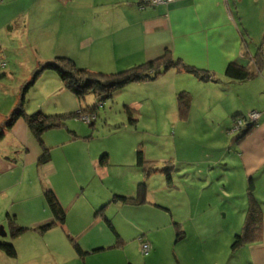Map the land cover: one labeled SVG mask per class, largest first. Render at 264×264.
<instances>
[{
	"label": "rangeland",
	"instance_id": "rangeland-1",
	"mask_svg": "<svg viewBox=\"0 0 264 264\" xmlns=\"http://www.w3.org/2000/svg\"><path fill=\"white\" fill-rule=\"evenodd\" d=\"M246 1L243 0V6ZM246 7L248 8V4ZM74 12H77V9L73 11L70 6H60L52 12L47 24L42 21L37 27L0 29L1 125L20 104L21 99L27 115L38 111L46 115L73 114L82 107L92 109L91 125L79 118L71 117L67 119L63 129L48 133L52 136L51 145L57 141L71 139V143L64 149L65 154L71 159L78 156L83 158L95 149L101 151L99 155L109 154L108 175L102 181L99 180L94 167L92 171L94 174L90 176L89 170H92V167L90 168L86 162H72L76 172L78 168H82L83 174L87 173L85 196L92 198L97 190L111 191L120 186H131L136 182L137 174H141L143 180L144 175H151V193L161 202H170L174 204L173 207L181 208L189 205L192 210L198 206L197 215H201V218L203 216L205 218L209 213L220 212L226 228L239 223L242 219L241 209L247 204V198L244 190H239L242 177L239 178L238 172L241 170L237 163L233 164L229 146L233 139H246L257 127L259 114L264 107V66L252 80L244 83L234 82L235 84L227 85L219 92L215 86L204 85L194 77L183 81V88L174 92L172 87L179 85L180 82L172 84L168 77L151 82V95L149 89L125 87L116 90L111 98L102 99L100 102L92 93L79 100L65 89H60L62 85L57 74L50 70H42V66L57 56H63L75 60L78 67L95 74L109 75L130 67L126 69L127 66L98 65L90 60L87 46L82 43L79 45L77 41L83 36L78 23L76 26L74 24L66 26ZM251 67H254V64H251ZM180 92H185L188 98V111L184 117H180L177 110L171 111V106L177 107V95ZM132 102L137 106L130 107L129 104ZM16 128L17 125H14L11 131H5L14 132ZM245 130L248 131L247 134ZM54 132L64 135L55 137L60 133ZM29 135L30 143L32 142L34 148L41 152L36 158L38 161L42 149L30 132ZM14 136L19 141L18 134ZM8 150L10 146H7L5 152ZM140 150L147 160H151V166L146 164L144 170L140 168L145 174L137 173L138 169L132 164H125L126 155L132 160ZM53 151L54 155L52 150L51 154L56 164L61 162L64 165V153L61 150ZM24 153V148L20 151H11L5 155L4 161L14 167L17 165L16 160ZM31 155L32 152L28 158ZM19 166L20 168H14L11 173L0 177V211L2 210L0 217L3 221L0 226H4L8 233L7 237H0V241L12 243L17 252L16 259H9L0 252V264H28L25 257H22L26 256L25 250L33 245L25 236L21 238L10 236L7 217L13 218L16 225L27 227L20 213L24 211L28 214L30 211V214L34 215L31 217H35L41 213L42 207L46 206L44 198L40 197L41 178L31 172V175L22 174L24 165L18 162ZM58 167L57 180L62 182L64 178L73 177L67 165L65 168ZM234 168L238 170L235 172ZM56 176H53L54 181ZM49 179L44 177L43 181L50 185ZM149 181L146 182L148 186ZM111 198L112 195H109V198L104 199L107 202ZM151 201L155 200L152 198ZM159 203L157 205L161 207ZM109 206L110 212L117 209L114 204L107 207ZM160 207H153L150 214L154 222L151 229L155 226L154 230L152 229L153 239L159 246L157 254H174L176 251L180 253L182 247L179 245L175 248L174 241L167 239L169 237L166 231L170 225L168 223H171L170 227L174 229L177 222L173 224L170 213ZM224 214L227 215L226 219ZM189 228L187 226L186 229ZM105 234L108 243L113 245L115 235L109 228L105 229ZM89 236H86V241ZM80 247L83 252L90 253L82 243ZM50 248L56 249L51 252ZM40 249L42 264H50L51 260L55 259L59 262L67 261L76 254L67 234H63L62 241L58 237L49 236L48 239L40 240ZM183 250L185 251V248ZM103 254H121L125 260L126 254L133 256L139 254L142 257L139 243L131 240V237L124 240V245ZM105 261L103 259V263Z\"/></svg>",
	"mask_w": 264,
	"mask_h": 264
},
{
	"label": "crops",
	"instance_id": "crops-1",
	"mask_svg": "<svg viewBox=\"0 0 264 264\" xmlns=\"http://www.w3.org/2000/svg\"><path fill=\"white\" fill-rule=\"evenodd\" d=\"M141 1L0 0V29L37 27L42 21L47 24L57 7L70 6L73 11L77 9V12L72 13L66 26L71 24L76 26L78 23V28L83 34L82 38L77 40L78 44L82 43L87 46L90 52L89 59L96 64L114 67L127 66V69L158 60L168 52L174 60H179L186 66L213 74L215 81L198 80L204 85L215 86L218 92L227 85L235 84L224 75L229 64L237 63L251 67V64H254L252 58L258 50H262L264 55V0H247L244 3L248 4V8H245L246 4L243 6V0H238V4L237 0H173L168 4L144 8L140 6ZM75 64L78 66L76 62ZM168 77L172 84L180 82L179 85L172 87L174 92L183 88L182 82L185 80L194 77L197 81L192 74L182 69L171 68L152 80L128 83L122 88L149 89L151 95V82L168 79ZM60 89L64 90L63 85ZM129 105L135 107L136 103L132 102ZM176 108L171 106V111L177 110ZM85 109L82 107L80 111ZM262 109L253 134L247 135L246 139H233L229 146V151L232 153L230 157L234 160L233 164L237 163L241 170L238 172L239 178L242 177L239 190H244L247 194L248 183L251 180L255 198L260 203L263 213L260 239L246 243L234 252H231V244L235 235L244 226L247 204L241 209V221L226 228L227 225L223 222V215L220 212L209 213L205 218L204 216L201 218V215H197L198 206L194 210L189 205L182 208L181 206L173 207L174 204L170 202H161L160 199H156L151 193V175H144L143 180L141 174H137L136 182L131 186H120L111 191L97 190L92 198L87 197L85 196L87 173L83 174L82 168L78 166L76 172L72 162H86L90 168L92 167V170H89L90 176L94 174L92 172L94 167L95 173L102 181L108 175L109 154L99 155L101 151L95 149L83 158L78 156L71 159L64 152L66 145L71 143V139L57 141L51 145L52 136L48 134V131L42 137V144L49 149L51 158L48 164L40 166L36 158L41 152L38 148H34L32 142L30 143V131L25 122L18 120L14 124L17 125L16 130L10 133L5 131L0 140V177L11 173L14 168H20L18 162L22 163L24 165L21 170L22 174L31 175L32 173L41 178L40 197H43V187H52L54 190L51 189L66 211L63 226L55 225L43 233L29 230L18 236L20 238L25 236L28 241L33 242V245L25 250L26 256L22 258L25 257L28 264H42L40 240L48 239L49 236L58 237L62 241L63 234H67L72 246V240H78L92 254L83 252L77 241L76 243L83 252L82 255H79L73 246L76 254L69 257L67 261L51 260L50 264H264V107ZM54 130L56 129L50 132ZM16 134L20 138L19 141L14 136ZM58 135L62 136L64 133L56 134L55 137ZM38 144L40 145L39 142ZM7 146H10L9 152L20 151L21 148L25 150V153L16 160L17 165L14 167L11 163L4 161L5 155L9 153L5 152ZM51 150L53 155V150H61L64 153V165L61 162V164L58 162L56 164ZM30 152L32 155L28 158ZM104 154L107 160L105 164L100 165V159ZM136 154L132 160L129 155H126L125 164H132L138 169L137 173L145 174L136 165ZM28 159H30L29 162ZM144 159L147 165L151 166V160L145 157ZM66 165L68 169H71L73 177L64 178L61 182L56 176L59 173L58 166L65 168ZM27 168H29L28 171ZM233 170L236 172L238 168ZM53 176H56L55 181ZM44 177H49L48 182L52 185L44 182ZM148 180H150V186L146 183ZM141 184L145 185L142 202L136 205H124L113 200L115 196L137 198ZM109 195H112V198L107 201V204L104 198H109ZM152 198L155 201H151ZM158 203L161 207L157 205ZM109 204H114L117 209L110 212V206L107 207ZM153 207L168 211L171 220L174 221L173 224L177 222L174 224V229L170 227L171 223H168L170 225L167 226L169 228L166 231L169 237L167 239L174 241L175 248L179 245L182 247L180 253L176 251L174 254H157L159 246L153 239L155 226L153 230L151 229L154 224L150 216ZM40 212L35 217H31L34 215H31L30 211L28 214L24 211L20 213L22 220L24 219L27 224L26 228H37L52 220L47 205L43 206ZM17 216L19 217L18 214ZM224 216L226 219L227 215L224 214ZM14 217L17 220V217ZM0 224H3L1 217ZM187 226L190 227L189 230L186 229ZM108 228L116 237L113 245L107 241L105 229ZM87 235L90 236L86 241ZM128 237L139 243L140 251L141 244L144 242L150 244L152 251L150 250L147 255L141 252L142 257L139 254L134 256L126 254V260L121 254H103L105 251L124 245V240ZM55 249L50 248L51 252ZM46 251H48L47 248ZM103 259L106 260L105 263Z\"/></svg>",
	"mask_w": 264,
	"mask_h": 264
},
{
	"label": "trees",
	"instance_id": "trees-1",
	"mask_svg": "<svg viewBox=\"0 0 264 264\" xmlns=\"http://www.w3.org/2000/svg\"><path fill=\"white\" fill-rule=\"evenodd\" d=\"M252 60L254 67L242 66L237 63L229 64L224 74L225 77L232 82L239 83L252 80L260 73L261 68L264 66V55L262 50H258ZM171 68L182 69L201 81H215L214 75L210 72L186 66L179 60H174L168 52L158 60L150 61L146 64L109 75L91 73L84 68L78 67L72 59L63 56H57L53 61L47 62L42 66V70L46 69L56 73L63 88L72 93L79 100L84 99L85 95L88 93H92L96 98H99L98 102L102 99L111 98L116 90H119L128 83L152 80ZM177 111L180 117H184L188 111V98L185 92H180L177 95ZM92 114V109H85L76 114L46 115L38 111L32 115H27L23 109V99H21L20 104L8 117H6L0 126V139L3 137L5 130H10L18 120L22 119L42 147V155L38 160V164L40 166L46 165L50 162L51 156L49 149L45 148L42 144L43 135L50 130L64 127L67 119L71 117L79 118L80 115H86L91 118ZM247 130H245V133ZM106 160L107 156L104 154L100 159V165L105 164ZM146 164L142 152L138 151L136 154V165L144 170ZM144 188L145 185H139L137 198L115 196L113 200L124 205H136L142 202ZM43 197L52 215V220L40 227L29 229L16 225L14 219L8 216L9 234L12 238H16L29 230L43 233L55 225H64L66 211L59 202L54 191L49 187H43ZM246 198L247 208L245 223L241 231L236 234L233 239L230 248L231 252L236 251L246 243L255 242L261 237L263 213L260 203L255 198L254 186L251 180H249L248 183ZM72 242L76 252L82 255L83 252L79 245L74 240H72ZM0 252L4 253V255L10 259H15L17 257L16 249L12 243L0 241Z\"/></svg>",
	"mask_w": 264,
	"mask_h": 264
},
{
	"label": "built area",
	"instance_id": "built-area-1",
	"mask_svg": "<svg viewBox=\"0 0 264 264\" xmlns=\"http://www.w3.org/2000/svg\"><path fill=\"white\" fill-rule=\"evenodd\" d=\"M173 0H142L140 2V6L141 8H144L146 6H158V5H163V4H168L170 2H172ZM79 119L90 123L91 122V118L85 115H80ZM151 250V246L150 244L144 242L141 244V252L143 255H147L149 253V251Z\"/></svg>",
	"mask_w": 264,
	"mask_h": 264
},
{
	"label": "water",
	"instance_id": "water-1",
	"mask_svg": "<svg viewBox=\"0 0 264 264\" xmlns=\"http://www.w3.org/2000/svg\"><path fill=\"white\" fill-rule=\"evenodd\" d=\"M8 233L6 232L4 226H0V237H7Z\"/></svg>",
	"mask_w": 264,
	"mask_h": 264
},
{
	"label": "bare ground",
	"instance_id": "bare-ground-1",
	"mask_svg": "<svg viewBox=\"0 0 264 264\" xmlns=\"http://www.w3.org/2000/svg\"><path fill=\"white\" fill-rule=\"evenodd\" d=\"M256 123V122H255Z\"/></svg>",
	"mask_w": 264,
	"mask_h": 264
}]
</instances>
